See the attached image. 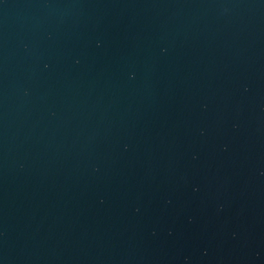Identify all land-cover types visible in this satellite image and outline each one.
<instances>
[{
    "label": "water",
    "instance_id": "95a60500",
    "mask_svg": "<svg viewBox=\"0 0 264 264\" xmlns=\"http://www.w3.org/2000/svg\"><path fill=\"white\" fill-rule=\"evenodd\" d=\"M0 264H264V0H0Z\"/></svg>",
    "mask_w": 264,
    "mask_h": 264
},
{
    "label": "clouds",
    "instance_id": "9594fccd",
    "mask_svg": "<svg viewBox=\"0 0 264 264\" xmlns=\"http://www.w3.org/2000/svg\"><path fill=\"white\" fill-rule=\"evenodd\" d=\"M46 67V66H45ZM26 94V93H25Z\"/></svg>",
    "mask_w": 264,
    "mask_h": 264
}]
</instances>
